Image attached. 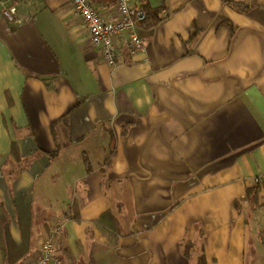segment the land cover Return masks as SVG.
Here are the masks:
<instances>
[{
	"label": "crops",
	"instance_id": "obj_1",
	"mask_svg": "<svg viewBox=\"0 0 264 264\" xmlns=\"http://www.w3.org/2000/svg\"><path fill=\"white\" fill-rule=\"evenodd\" d=\"M139 1L159 21L115 66L70 0L0 17V264L36 258L63 218L72 264H201L202 249L246 264L261 242L264 182L261 206L237 201L264 173V0ZM94 3L115 16L116 0ZM109 210L117 246L97 223Z\"/></svg>",
	"mask_w": 264,
	"mask_h": 264
},
{
	"label": "built area",
	"instance_id": "obj_2",
	"mask_svg": "<svg viewBox=\"0 0 264 264\" xmlns=\"http://www.w3.org/2000/svg\"><path fill=\"white\" fill-rule=\"evenodd\" d=\"M30 0H15L14 4H0V17L13 22L21 4ZM77 15L84 23L89 44L98 49L103 60L115 66L123 55L122 46L128 53L144 51L143 39L138 28L151 17V10L139 0H116V14L106 17L96 7L94 0H70ZM253 185L264 182V173L253 178ZM68 218L57 220L44 240L36 258L24 264H65L59 254V239Z\"/></svg>",
	"mask_w": 264,
	"mask_h": 264
},
{
	"label": "trees",
	"instance_id": "obj_3",
	"mask_svg": "<svg viewBox=\"0 0 264 264\" xmlns=\"http://www.w3.org/2000/svg\"><path fill=\"white\" fill-rule=\"evenodd\" d=\"M236 8H244L241 5H238L236 3L233 4ZM151 10V17L146 22L149 23L151 20H154L153 23H157L159 21L158 18V11L150 8L149 5H146ZM144 23V24H146ZM143 24V25H144ZM63 121L68 122V116H64L62 118ZM60 152V149L56 150L51 154L52 157H56L58 153ZM86 160V159H85ZM111 157L110 155L107 157L105 165L111 164ZM87 167H90V164L88 160H86ZM261 187L259 185L253 186L247 189V192L244 197L240 198L237 203L242 207L252 206L253 208H258V195L260 193ZM10 222V215L8 211L4 207H0V243L4 244L5 242V229L6 225ZM98 225L103 229V233L107 236L108 242L112 244L113 246H117L119 243V239L121 237V229L119 228V219L117 217V214L114 213V211H107L104 214L100 216V218L97 220ZM117 225L116 227L114 225ZM264 233V229L262 231ZM59 254L62 260L65 264H72L73 259L68 258L71 257L70 249L67 247L65 242L60 238L59 239ZM261 242L264 244V234L261 233ZM3 258H4V251H3ZM201 264H207L205 255H204V249L201 250Z\"/></svg>",
	"mask_w": 264,
	"mask_h": 264
},
{
	"label": "rangeland",
	"instance_id": "obj_4",
	"mask_svg": "<svg viewBox=\"0 0 264 264\" xmlns=\"http://www.w3.org/2000/svg\"><path fill=\"white\" fill-rule=\"evenodd\" d=\"M251 244L250 250L246 253V264H264V247L257 235H253Z\"/></svg>",
	"mask_w": 264,
	"mask_h": 264
}]
</instances>
